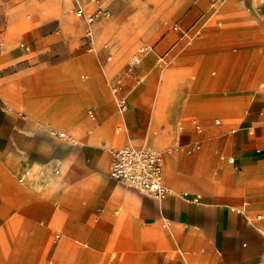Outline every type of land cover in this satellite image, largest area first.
<instances>
[{
	"label": "crops",
	"instance_id": "crops-1",
	"mask_svg": "<svg viewBox=\"0 0 264 264\" xmlns=\"http://www.w3.org/2000/svg\"><path fill=\"white\" fill-rule=\"evenodd\" d=\"M9 1L0 0V71L6 72L0 76V218L14 211L23 217V233L30 235L20 249L22 256L30 244L28 264L50 244L49 264H264L259 0H252V10L247 0H156L148 14L129 20L126 34L118 33L113 51L106 46L97 57L84 52L87 25L71 21L62 23L61 38L44 35L51 31L46 25L27 31L30 46L21 44L28 50L1 47ZM212 2L220 4L216 24L217 14L208 18ZM168 21L178 22L175 32L180 26L193 32L205 21L209 26L190 48L182 36L167 52L176 33L156 48L145 45L153 52L130 72L139 48L118 79L119 96L129 104L120 112L109 84L118 81V67L134 47L155 41ZM116 22L95 23V41ZM112 53L116 62L109 63ZM164 64L159 83H144ZM213 69L217 78L216 72L209 76ZM56 71L63 85L53 81ZM188 72L194 74L191 83L185 81ZM167 73L170 82H163ZM240 106L249 111L245 120L231 114ZM254 125L255 133L248 128ZM127 145L162 153L166 198L110 176L112 151ZM13 200L24 204L14 207ZM54 231L59 234L51 241Z\"/></svg>",
	"mask_w": 264,
	"mask_h": 264
},
{
	"label": "rangeland",
	"instance_id": "rangeland-1",
	"mask_svg": "<svg viewBox=\"0 0 264 264\" xmlns=\"http://www.w3.org/2000/svg\"><path fill=\"white\" fill-rule=\"evenodd\" d=\"M241 1V0H238ZM248 2L245 3V6L252 10L254 7V4L252 0H247ZM10 10L6 13L8 17V23L9 27L7 30V34L5 39L1 42V47L8 48L10 50H17L19 49V46L21 43L30 44L28 41L25 40V35L28 30L33 31L34 33H38V31L42 30L46 25H51V31L48 33H44V35L50 34L54 37H63L64 30L61 27L62 23L64 22H74L78 24H82L83 28L85 27V19L84 18H78L75 15V6L70 5V1L65 0H10ZM93 4V8L87 9L85 0H81L83 9L85 11L86 16L94 13L98 8H106L109 11V16L104 17V19L99 20L96 22V24L102 22L103 20H117L116 24H113L110 26L107 31L105 30V33L102 37L97 36V43L100 47H98L97 51H94L92 54H89L87 52V49L84 48V52L86 55L97 57L101 54V50L107 46L108 49H111L113 51V40L118 35V33L123 34L127 33L129 29H131L130 26H128L129 20L135 16L138 15H144L148 14L150 11L153 10L154 5L156 4V0H89ZM212 10V14H209L208 18L212 17L214 14H217L213 20V23L216 24L218 20L222 18V16L218 13L220 4L216 2H212L209 4V7ZM261 8L264 11V0H259L258 6L256 8V12L259 11V14L262 13ZM207 18V19H208ZM178 22H171L168 21L164 24L163 30L161 33L158 34L155 41L150 43H139L137 44L132 53H130L127 60L122 63L120 67H118L116 74V80L122 79L126 69L128 68V64L131 60V58L136 54L137 50L139 48H142L145 45H151L153 47H157L158 44L162 41V39L170 34V33H176L178 34V39L168 48L167 52L170 51L172 48L176 46V44L180 41V38L183 36L184 40V48H190L194 46V42L196 38L203 36L205 29L209 26H206L205 23L199 24V26L194 29L193 32H189L190 28H184L180 26V30L175 32L173 27L177 25ZM83 37V32L81 35V38ZM179 48V47H178ZM104 51L107 49H103ZM102 50V51H103ZM113 58L112 61L109 63L116 62V58L114 53H112ZM163 56V55H162ZM161 56V57H162ZM107 62V54L104 59ZM144 63L142 62L141 66ZM168 61V65H169ZM13 67H15V63H12ZM167 65L164 64V67L161 69H158L159 72L153 75L149 76L145 79L144 83L148 82H154L159 83L161 80V73L166 69ZM216 72V77L219 76V72L217 70H210L209 76L211 77L212 73ZM6 72L0 71V76H3ZM59 71L55 72L54 79L58 85H63L64 83V77L58 74ZM185 81L191 83L192 77L194 74L191 72H188L184 74ZM76 77L79 82L85 83L83 75L81 72L77 70ZM156 77V78H155ZM167 74H164V80L163 82H170V78ZM51 79V80H52ZM172 81V80H171ZM264 81L260 84V87L264 89ZM113 86V85H112ZM112 86L109 84V88L112 91ZM84 92H88L86 88L83 90ZM255 99V98H254ZM58 103L59 100H58ZM258 101L255 99L254 105L257 104ZM262 105L259 106V108ZM258 108V109H259ZM250 110V109H249ZM249 111L246 110L244 107H233L231 114L232 116H241L245 120V117H247ZM251 132L257 131L258 127L257 125H254L252 127H248ZM251 138H254L253 135H251ZM143 147V146H138ZM261 147V146H259ZM264 151V148H259ZM235 172H239L237 169L234 170ZM20 183V182H18ZM168 184H170L167 181ZM170 186H172L170 184ZM173 187V186H172ZM24 202L13 200L11 202L12 206L19 207L23 205ZM23 223L24 219L20 215V213L14 211L11 216L7 218H0V264H28L30 261V252H31V246L28 244L26 250H24L23 255L22 249H20L23 240L29 237L30 233H23ZM57 234H59L58 231H54L52 234L51 241H54L56 239ZM51 248V244L46 247V250L44 251L41 258H35L31 261V264H49L51 262L49 258V252ZM106 253V257H107ZM114 255V254H113ZM112 255V256H113Z\"/></svg>",
	"mask_w": 264,
	"mask_h": 264
},
{
	"label": "built area",
	"instance_id": "built-area-1",
	"mask_svg": "<svg viewBox=\"0 0 264 264\" xmlns=\"http://www.w3.org/2000/svg\"><path fill=\"white\" fill-rule=\"evenodd\" d=\"M74 1L75 15L78 18H84L87 25L85 31V40L87 42L88 52L96 51L95 34L93 25L104 17L109 16L106 8H98L94 13L86 16L81 0ZM21 47L28 50L25 44ZM106 47V46H105ZM152 50L145 46L138 50V55L130 66L129 71L134 70L137 64V58ZM122 80H118L112 87V92L117 96V103L120 112H125L129 108L126 96H119L122 89ZM58 135L65 137L64 132H58ZM110 176L118 182H123L129 187L138 190L140 193L151 195L156 199H164L170 193L169 188L164 183V158L160 151L152 147H137L127 145L112 151L110 163ZM260 217V216H259Z\"/></svg>",
	"mask_w": 264,
	"mask_h": 264
},
{
	"label": "bare ground",
	"instance_id": "bare-ground-1",
	"mask_svg": "<svg viewBox=\"0 0 264 264\" xmlns=\"http://www.w3.org/2000/svg\"><path fill=\"white\" fill-rule=\"evenodd\" d=\"M70 1V0H69ZM73 5H74V1H70ZM105 48V47H104ZM151 52H153V50H150V51H148V52H146L144 55H142L141 57H138L137 58V64H140V62H141V60H142V58L145 56V55H147V54H149V53H151ZM163 181H164V183H165V176H164V179H163ZM170 190V189H169ZM169 195V194H168ZM167 195V196H168ZM166 196V197H167ZM199 197H196V198H194L193 200H191L193 203H198L199 202Z\"/></svg>",
	"mask_w": 264,
	"mask_h": 264
}]
</instances>
